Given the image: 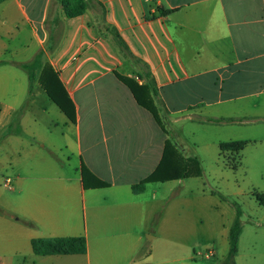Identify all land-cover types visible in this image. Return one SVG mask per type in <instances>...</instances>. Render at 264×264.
Returning a JSON list of instances; mask_svg holds the SVG:
<instances>
[{"label": "crops", "instance_id": "crops-1", "mask_svg": "<svg viewBox=\"0 0 264 264\" xmlns=\"http://www.w3.org/2000/svg\"><path fill=\"white\" fill-rule=\"evenodd\" d=\"M97 1L138 64L123 58L91 11L68 17L56 0L0 1V23H13L18 42L28 29L23 50L36 46L12 61L27 88L0 100L3 140L22 144L5 168L13 185L4 179L10 194L0 211V264H192L197 198L212 193L197 194L192 177L148 182L138 193L132 186L155 170L167 139L201 167L197 148L220 155V143L242 141L238 124L264 128V0ZM45 23L61 34L42 65L56 73L74 121L39 85L29 90L23 66L35 59ZM7 61L0 58V68ZM145 72L166 133L116 76L143 84ZM82 165L109 185L84 188ZM181 210L193 215L187 227L182 217V239ZM231 222L221 221L220 232L228 235ZM48 237H84L85 252L34 254L31 240Z\"/></svg>", "mask_w": 264, "mask_h": 264}, {"label": "rangeland", "instance_id": "rangeland-1", "mask_svg": "<svg viewBox=\"0 0 264 264\" xmlns=\"http://www.w3.org/2000/svg\"><path fill=\"white\" fill-rule=\"evenodd\" d=\"M12 24V22L0 23V42L7 45V51L1 52L0 58L8 60V63L0 68V71L5 72V74H1L0 78V100H4V103L19 90L23 91L24 88H27L25 73L22 70H17L12 61L23 60L36 48L33 42L29 44L30 50H23V43L29 40L28 29L25 28V35L20 36L22 41L18 42L19 39L16 40V36H14L15 31ZM43 30L44 39L33 55L38 60L32 69L31 76L33 79L29 80V90H31L33 83L40 86L38 77L42 63L49 51L48 46L54 44L59 32V29L56 28L52 39L49 40V23L44 24ZM33 59L31 58L28 63H32ZM14 74L21 75L24 79L22 77L14 78ZM227 127L235 126L228 125ZM236 127L235 129L242 132L241 140L245 141L244 149L240 154L237 151L220 152L219 155V151L215 148L210 149V151L196 149V153L202 156V174L200 177H192L187 181L194 186L197 194L202 188L212 194L211 199L209 197L205 200L197 198V201L201 200V203L197 202L196 205L194 240L197 243L196 255L192 264H222L227 254L228 240L227 231L220 232L219 229L221 221L230 224L233 220L234 208L231 202L238 203L242 211V230L239 236L235 263L264 264V205L260 203L261 193H264V128L258 129L252 124H238ZM252 127H256L258 130L247 133V130ZM3 132H0V211L3 210L2 206L10 194V190L3 186L4 179L9 178L11 185H13V179L5 171L6 163L10 158L15 159L17 157L16 150H20V145H22L18 139L14 140L13 143L10 140H3L5 136H3ZM209 205L210 211L208 210ZM181 212L180 232L182 239V236L185 235L182 217L184 216V220L188 221L185 226L187 227L191 225L193 215L191 210L189 213L185 210H181ZM207 228L212 229L208 232ZM189 239L191 240V232ZM181 254H183V247L180 248V256H182Z\"/></svg>", "mask_w": 264, "mask_h": 264}, {"label": "trees", "instance_id": "trees-1", "mask_svg": "<svg viewBox=\"0 0 264 264\" xmlns=\"http://www.w3.org/2000/svg\"><path fill=\"white\" fill-rule=\"evenodd\" d=\"M56 2L62 7L65 15L68 17L82 14L85 11H91L94 14V21L98 29L112 39L123 58L131 61L134 65L139 63V60L133 57L128 51L125 43L121 40L117 32L105 23L103 19V6L97 0H56ZM159 11L163 14L171 12V10H164L161 8ZM52 32L53 31H51L49 35V40L53 36ZM60 34L61 32H59V36ZM49 48L50 50L53 49L51 46ZM37 60V57H35L32 63L23 66L29 74V79L32 78V69ZM144 75L147 81L143 84H138L130 77L116 74L117 78L129 88L136 102L151 113L155 122L166 133L167 130L164 122L153 100V95L156 94L154 83L150 78L149 72H145ZM38 81L48 97L71 121H74L73 105L67 98L65 90L58 81L56 73L48 63L41 66ZM210 120L219 122L224 119ZM243 145L244 142L242 141L220 143L219 150L220 152H237L243 148ZM201 173L202 170L198 160L195 158H184L178 148L167 139L165 140L162 158L155 170L150 175L134 184L132 190L138 193L143 191L144 185L148 182L199 177ZM81 182L84 188H102L109 185L107 182L95 177L84 165L81 166ZM261 197L262 202L260 201V203L264 205V194H262ZM231 205L234 208V217L228 229V250L222 264H236L235 257L238 252L239 236L242 230L241 208L236 202H231ZM85 248L86 244L84 237H48L34 238L31 240L32 252L37 255L84 253Z\"/></svg>", "mask_w": 264, "mask_h": 264}, {"label": "built area", "instance_id": "built-area-1", "mask_svg": "<svg viewBox=\"0 0 264 264\" xmlns=\"http://www.w3.org/2000/svg\"><path fill=\"white\" fill-rule=\"evenodd\" d=\"M11 184V181L9 179H6L5 182H4V185L9 187Z\"/></svg>", "mask_w": 264, "mask_h": 264}]
</instances>
